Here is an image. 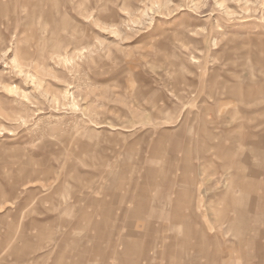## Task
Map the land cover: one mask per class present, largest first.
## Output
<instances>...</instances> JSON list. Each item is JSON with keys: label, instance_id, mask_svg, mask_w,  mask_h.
<instances>
[{"label": "rangeland", "instance_id": "374dc122", "mask_svg": "<svg viewBox=\"0 0 264 264\" xmlns=\"http://www.w3.org/2000/svg\"><path fill=\"white\" fill-rule=\"evenodd\" d=\"M0 264H264V0H0Z\"/></svg>", "mask_w": 264, "mask_h": 264}]
</instances>
